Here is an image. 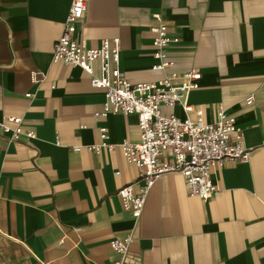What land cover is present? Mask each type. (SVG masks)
Here are the masks:
<instances>
[{"label":"crops","instance_id":"1","mask_svg":"<svg viewBox=\"0 0 264 264\" xmlns=\"http://www.w3.org/2000/svg\"><path fill=\"white\" fill-rule=\"evenodd\" d=\"M70 4L0 0V119L20 116L36 135L0 138V264H113L109 242L126 236L130 264H264V0H89L79 44L119 39V70L132 84L197 70L187 103L205 123L222 108L249 151V163L212 170L217 192L207 202L189 197L179 174L161 175L138 219L117 191L135 184L140 169L118 148H85L99 143L100 128L111 144L137 143L136 115L95 118L103 91L78 67L52 62ZM154 15L178 39L165 50L173 66L162 70L153 69ZM162 110L185 117L179 106Z\"/></svg>","mask_w":264,"mask_h":264},{"label":"built area","instance_id":"2","mask_svg":"<svg viewBox=\"0 0 264 264\" xmlns=\"http://www.w3.org/2000/svg\"><path fill=\"white\" fill-rule=\"evenodd\" d=\"M88 3L89 0H71L62 33L53 44L52 62L78 67L90 77L92 88L103 91L102 109L94 114L95 118H104L109 114L137 117V143L123 141L118 145L111 144L106 129L100 128L99 143L85 147L96 154L101 150L112 152L118 148L128 164L140 169L135 184L117 191L122 209L138 219L148 192L157 179L166 173H176L183 178L189 197L209 201L217 192L211 180L213 169L230 163H249V151L243 144V131L222 108L217 110L213 123H205L202 110L187 103V94L198 88L201 75L197 70L172 73L154 83L132 84L119 70V39H103L95 48L79 44L74 35L87 12ZM153 18L156 26L151 29L152 56L157 61L153 69L170 68L173 63L166 60L165 50L177 44L178 39L168 35L167 26L159 15ZM95 62L99 64V76L93 73ZM31 79L33 83L36 82L35 73H32ZM33 96L25 95L26 98ZM252 102V97L245 99L247 106ZM175 106L185 113L183 119L165 114L162 110ZM189 113H194L195 118H190ZM0 138L12 143L22 139L36 140V135L23 128L22 117L6 116L0 119ZM82 148L73 147L72 150L77 152ZM161 157H166L167 161L160 162ZM136 185L137 192L134 190ZM131 242V236L109 242L111 251L117 256L113 264H130L128 249Z\"/></svg>","mask_w":264,"mask_h":264},{"label":"water","instance_id":"3","mask_svg":"<svg viewBox=\"0 0 264 264\" xmlns=\"http://www.w3.org/2000/svg\"><path fill=\"white\" fill-rule=\"evenodd\" d=\"M129 263H131V261H129Z\"/></svg>","mask_w":264,"mask_h":264}]
</instances>
